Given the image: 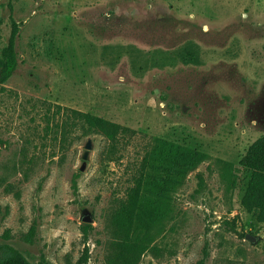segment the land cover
<instances>
[{
    "label": "rangeland",
    "instance_id": "rangeland-1",
    "mask_svg": "<svg viewBox=\"0 0 264 264\" xmlns=\"http://www.w3.org/2000/svg\"><path fill=\"white\" fill-rule=\"evenodd\" d=\"M8 52L0 254L9 245L32 263L114 264L111 212L166 139L208 158L172 194L170 217L138 232L146 249L135 264H264V223L223 166L264 136V0H0L4 62ZM41 101L129 128L118 159L104 136L74 127L44 154L29 147L37 162L17 171L15 152L43 127Z\"/></svg>",
    "mask_w": 264,
    "mask_h": 264
},
{
    "label": "trees",
    "instance_id": "trees-1",
    "mask_svg": "<svg viewBox=\"0 0 264 264\" xmlns=\"http://www.w3.org/2000/svg\"><path fill=\"white\" fill-rule=\"evenodd\" d=\"M3 55L4 64L0 82L3 83L15 68V59L12 52ZM6 90L0 87V91ZM44 107L42 115L43 127L34 140L35 131L31 132L32 138L25 137L21 142L20 157L14 168L26 171L32 169L37 162L38 156L34 152L29 153V147L33 151L45 153L46 148L54 147V141L65 142L70 130L67 128L80 127L90 132L100 134L108 141L107 156L110 160H117L116 148L121 138L125 137L129 128L115 122L103 119L90 113L63 107L54 103L41 101ZM65 115V118H64ZM58 133L55 127L59 126ZM69 119V121H68ZM37 127H34L36 130ZM0 143L3 140L0 139ZM207 155L195 148L187 147L166 139H160L152 148L151 152L143 157L140 166L132 175L131 183L126 189L125 198L117 200L116 207L110 215L112 233L115 236L114 264H135L139 255L146 247L136 240L138 232L148 230L165 217H170L173 208L170 207L171 196L180 187L186 176L198 167ZM40 160V159H39ZM225 176L228 188L243 190L242 205L249 211H257L258 219L264 223V136L255 141L248 149L245 156L238 164L224 162ZM26 171L24 176L27 178ZM167 206V215H162V207ZM0 264H48L45 260L36 263L30 262L18 250L9 245L2 246Z\"/></svg>",
    "mask_w": 264,
    "mask_h": 264
},
{
    "label": "water",
    "instance_id": "water-1",
    "mask_svg": "<svg viewBox=\"0 0 264 264\" xmlns=\"http://www.w3.org/2000/svg\"><path fill=\"white\" fill-rule=\"evenodd\" d=\"M92 148V139L89 138L85 144V151L82 155V158L85 160L82 167H81V170H84L86 168V161L89 159V153H90V150ZM83 221L85 222H91L92 221V218L90 215H85L83 218ZM247 238L250 239L252 242H255L257 240V237L254 236V235H251V234H248L247 235Z\"/></svg>",
    "mask_w": 264,
    "mask_h": 264
}]
</instances>
